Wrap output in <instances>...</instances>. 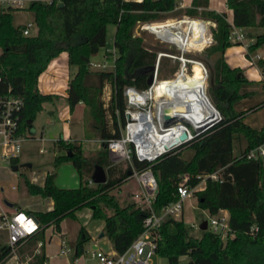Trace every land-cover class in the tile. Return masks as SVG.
I'll use <instances>...</instances> for the list:
<instances>
[{
	"label": "trees",
	"instance_id": "16d2710c",
	"mask_svg": "<svg viewBox=\"0 0 264 264\" xmlns=\"http://www.w3.org/2000/svg\"><path fill=\"white\" fill-rule=\"evenodd\" d=\"M59 2L64 5L58 7ZM208 2L192 0L184 14L209 19L216 24L212 29L214 43L205 51L209 57L215 56L210 62V93L221 118L200 135L194 131L195 136L184 144L194 150L189 159L182 157V145L152 162L140 161L133 155L131 164L126 162L125 169L110 164L107 141L120 135L118 121L121 125L125 123L124 89H147L149 72L145 69L153 66L156 59V52L142 43V37L134 36V30L139 23L170 17L176 0H31L27 9L33 13L37 26V33L31 36L23 35L24 25L13 24V12L17 9H0V94L11 84L13 93L21 97V131L26 132L32 127L29 121L42 110L44 102L55 97L39 91L38 78L53 58L66 51L69 64L76 66V73L68 81L66 90L70 111L78 103L84 104V124L89 118V127L101 145L96 157L91 159L84 155L80 141L62 138L55 141V148L63 150L64 154L56 157L54 164L71 162L80 179L77 187H58L53 181V172L46 174L42 185L25 179L27 191L31 195L50 198L53 207L48 211H28L39 221L41 228L22 242L19 246L21 254L32 253L36 243L44 240L47 228L52 226L60 232L61 221L74 218L76 211L85 206L91 209L92 218L104 221V231L114 251L125 252L143 231V222L150 210L135 202L123 204L112 191L131 178L133 169L150 168L157 180V193L151 204L153 212L160 214L165 205L177 200V187L183 176H188L187 183L192 187L204 179V187L194 192L197 206L209 215L226 210L232 234L223 241L217 233L207 229L196 238L189 234L182 219L164 217L157 230L156 254L166 258L168 264H178L183 255L188 257V264H264V165L261 159H248L244 155L264 144V125L260 128L250 126L244 121L249 110L235 112L233 109L234 102L257 93L252 89L255 84L264 89V57L255 62L263 74L258 83L248 81L240 68L229 67L223 54L226 48L235 45L229 39L232 25L224 12L207 10ZM226 4L232 11L235 27L263 29L248 35L252 40L245 57L250 59L252 54L264 49V0H227ZM111 23L116 27L114 68L93 70L90 58L105 45L107 25ZM200 71L184 72L168 84L166 90L177 91L184 81ZM192 83L183 95L198 90V84ZM106 84L112 88L108 107L104 106L102 98ZM108 113L112 119L111 127ZM238 134L244 136L246 146L240 154L234 155L233 141ZM96 164L104 168L107 179L104 183L89 185ZM219 169L218 180L207 176ZM89 239V234L81 227L75 257L84 253V243ZM9 252L8 245L0 247V264H5ZM45 259L43 248L41 253L33 255L30 264H43Z\"/></svg>",
	"mask_w": 264,
	"mask_h": 264
},
{
	"label": "rangeland",
	"instance_id": "374dc122",
	"mask_svg": "<svg viewBox=\"0 0 264 264\" xmlns=\"http://www.w3.org/2000/svg\"><path fill=\"white\" fill-rule=\"evenodd\" d=\"M1 8L2 6H0V9ZM223 9L224 10L222 11V13L226 11L225 7ZM169 15L170 17L167 18L180 17L182 15H185L184 9H178L175 11L173 10ZM12 21L15 26L21 24L24 25L27 22H34V16L33 13L27 8L17 9L13 12ZM115 29L116 27L114 24L111 23L107 25L105 45L101 46L98 52L92 55L90 58L91 62L93 63L104 64L105 70H112L114 68L115 53L113 51V41ZM262 31L263 29L261 30L259 28H254L252 34L255 35ZM198 34H196V30L193 31L192 35H190L187 41H185L184 38L182 39V41H179L180 36H175V41L181 47H185V45H188L190 47L195 40L199 39ZM134 36L142 37V43L147 48L156 52L155 62L158 55L162 53L159 61L158 78L165 80L158 82V89H163L165 86H168V84L170 85L174 80H176L177 77L175 79L172 78H174V73L178 69L180 61L173 58V56H179V50L174 46L168 47V45L166 44L159 43L152 33L137 26L134 30ZM192 38H194V40ZM213 43L214 40L211 34V39L208 44L200 49H191L185 53V57L192 58L194 60H197L198 62L200 61L205 67L206 72L203 67L201 68L198 65H188L189 73L197 70L201 71L198 74H193L190 80L184 81L181 87L177 91L173 92H177L178 94H180L183 100L191 99L193 100L194 104H197L193 97L194 90L189 95H183V92H185L186 88L189 85L193 84V81L195 82V84H198V86L206 84V94L212 105L217 109V107L212 102V95L210 93V85L212 79L210 62L215 58V56L213 55L209 57L207 52L205 51L206 48ZM257 52L261 55V57L264 56V53H262L261 51ZM63 54L66 55V67L64 69L60 67H50L48 64L39 76V81L37 83L39 90L43 92L46 85H51V83L55 84L57 90L59 91V97L53 101H46L43 103L42 110L39 111L33 119L32 127H30L26 131L27 137L21 142V151L18 156V161L16 160L17 162L12 164V166L18 165V170H12V166H7L2 160H0V212L6 211L9 213H14L19 210L18 205L24 203L33 204L40 210L46 209L48 205V201L46 200V198H42L38 195H31L27 191L25 184L26 178L28 180L36 178L37 180L42 181V179L48 172H53V181L55 185L63 188L76 187L78 186V183L80 181L77 171L71 162L65 161L58 165L54 164L55 158L64 154L63 150H58L57 148H55V141L59 138L64 139L66 130L68 128L72 129L74 134L76 133L79 136L82 135L83 106L79 105L76 108L74 107L73 111H70L68 102L64 97V92L67 87L68 81L73 78L76 73V66L69 65L66 51H62L54 59H58ZM223 56L227 63L230 64V66L233 65L236 66V68L240 67L241 69L246 68L249 70H255L254 66H251V68H249L250 63L245 58V51L242 47V44L229 46L224 51ZM198 62L195 63L199 64ZM257 68L260 69L258 66ZM91 69L99 70L100 68L91 66ZM180 75L183 74H179L178 77H180ZM60 84L63 85L61 86ZM252 89L257 91V93L254 96L234 102L233 109L235 112L249 110L245 114L244 121L254 128H260L264 125V104L262 103L264 102V89H262V87L258 84H255ZM111 97V85L106 84L103 88L102 97L105 107L109 106ZM221 106H223V104H221ZM107 119L108 125L111 127L112 119L109 113L107 115ZM83 125H85L84 132L86 138H91L92 140L81 139L82 148L86 156L94 159L98 154V151L101 149L100 140H96V135L91 131L89 127V118L85 119V124L83 121ZM118 127L119 129L121 128V124L119 121ZM205 129L206 127H202L197 130L191 128L192 134H194L195 131L198 133V135H200ZM245 146L246 140L244 136L242 134L236 135V138L233 141V154H240ZM181 148L182 157L185 159H189L194 153L193 148H191L188 144L182 146ZM108 160L111 165H114L121 169H125L127 166V163L125 161H115L109 155ZM24 163L31 164V168L21 167V165ZM204 185L205 181L202 179L199 182L198 189L202 188ZM138 191H140V186L138 185L136 180L131 177L122 184V187L114 189L112 192L121 203L128 204L135 202L136 205H138L137 200L134 198V193ZM127 193L130 194V196H127ZM6 201L13 203L14 205L8 206L5 203ZM89 211H91V209L85 206L76 211L74 218H64L60 223L61 232L65 234V239L68 247L73 248L77 242L79 229L83 227L87 230H91L92 240L89 239L86 243H84L85 251L81 256L78 257V259L82 264H98L97 258L93 257L91 254V246L95 243L98 246V249L104 252H110L113 250V248L111 240L106 234L102 237H99V234L103 231V221L101 219L92 218L91 214H89ZM224 214L227 215L226 212ZM208 216L209 214L206 210H203L197 206V197L193 194L192 196L184 200L183 214L181 217H179V219L183 220L191 236L200 238L203 230L199 228V225L203 220L207 219ZM50 234H52V238L45 244L46 253L53 252L56 247L55 243L57 241V238L60 237L61 233L56 231L52 232V229L48 228L46 230V238L49 237ZM7 243L8 232L2 229L0 230V247L3 245H7ZM70 258L71 257H69L68 260L71 262L72 258ZM151 258L154 264H168L166 258H163L158 254L153 255ZM56 261V264L66 263L65 259H58ZM10 263L11 261H8L7 264ZM178 264H188V257L186 255L181 256L179 258Z\"/></svg>",
	"mask_w": 264,
	"mask_h": 264
},
{
	"label": "built area",
	"instance_id": "2783aa9c",
	"mask_svg": "<svg viewBox=\"0 0 264 264\" xmlns=\"http://www.w3.org/2000/svg\"><path fill=\"white\" fill-rule=\"evenodd\" d=\"M30 1L31 0H0V6H2V8L25 9ZM45 1L50 2L52 0ZM176 8L175 5L174 9ZM199 21H201L197 25L199 30H205L207 39L204 43L205 46L210 42L212 29L216 25L214 21L209 19L182 15L180 17L144 22L137 25V27L152 33L159 43L166 44L168 47L174 46L179 50L180 55L173 56V58L178 59L180 65L175 71L174 78L172 79H175L179 73L183 74V72H187V65H192L193 62L197 61L185 57V53L194 48L189 47L188 45L181 47L175 41V36H183L185 41H187L190 35H192V29L195 26L194 22ZM203 22L206 24H203ZM230 24L232 25L229 35L230 41L234 44H245L247 52V46L250 42H246L245 34L240 28L235 27L232 23ZM36 33L37 26L35 22H27L24 24L23 35L31 36ZM113 51L116 58L117 52L115 48ZM161 56L162 53L158 55L157 60L153 65V83L151 86L145 90H137L133 87H126L124 89L123 94L126 102L124 111L125 123L124 125H121L120 135L118 137L110 138L106 145L108 155L115 161H125L131 164L134 155L140 161L152 162L164 153L171 152L191 140L189 139L186 142L177 140L182 132H186L189 138H192L193 136L191 128H195V126L182 119L167 121L164 118V110L170 108V105H168L170 103H166L164 97L160 101L152 94L154 86L158 82L165 80L158 78L159 61ZM260 57V54L255 53L252 54L248 60L251 64H255ZM201 65L206 72L202 63ZM91 66L100 68L99 70H105L104 64L90 62V67ZM22 105L23 101L21 97L14 94L13 86L8 84L5 92L0 94V160H2L7 166H12L14 161L17 160L21 151V142L27 137L26 132L21 131L19 121V111L21 110ZM171 113L174 114V111L172 110ZM215 118L218 120L221 118V114L218 110ZM154 134L161 136L171 134L170 136L173 138L171 143L177 141L175 145L168 150L161 151L156 156L150 158L147 155L152 148L150 140L151 136ZM244 155L248 159H261L264 165V144L250 149ZM220 170L221 169L207 176L212 180H218ZM131 177H133L140 186V191L134 193V198L137 200L138 205L141 208L149 209L150 214L144 219L143 231L137 236L125 252L110 253L98 249L94 250L92 256L97 258L98 264H154L151 257L156 254L157 230L163 218L172 217L176 220H180L179 217L183 214L184 200L192 196L194 192L198 190L199 185L197 184L194 187L188 185V176H183L177 187V200L169 202L164 206L160 214H156L152 211L151 204L156 194L157 180L151 169H133ZM88 184L93 185L95 183L90 178ZM207 219L208 229L217 233L223 241L232 236L228 224V215L219 211L215 215H209ZM40 228L39 221L32 214L20 210H17L14 213L6 211L1 212L0 230L3 229L8 232L7 245L10 248V252L4 259V263L7 264L8 261H11L10 264H30L33 255L41 253L45 246V239L39 240L36 243L32 253L25 252L21 254L19 252V246L27 237L33 236L37 233ZM71 252H75V249L68 247L66 240L61 238L58 255L63 256ZM43 264H48L47 256Z\"/></svg>",
	"mask_w": 264,
	"mask_h": 264
},
{
	"label": "crops",
	"instance_id": "0c3cea01",
	"mask_svg": "<svg viewBox=\"0 0 264 264\" xmlns=\"http://www.w3.org/2000/svg\"><path fill=\"white\" fill-rule=\"evenodd\" d=\"M191 1L192 0H176V9H174V11L175 10H178V9H186V8H189L190 6H191ZM226 1L227 0H209V2H208V6L206 7V9L207 10H209V11H215V12H217V13H222V11L224 10L223 8L225 7L226 8V11L224 12L225 13V15H226V20L229 22V23H232V11H231V9H229L228 7H227V4H226ZM225 5V6H224ZM199 10H200V8H199ZM21 25H23V24H21ZM195 25V24H194ZM254 28H256V27H253V28H240L241 29V31L245 34V37H246V42H250L251 40H252V38H250L248 35L249 34H251V35H253L252 34V31H253V29ZM259 29H261L262 30V28H259ZM196 30V34H198L199 35V39H200V37L201 36H203L205 39H206V36H205V30H203V34H202V30H199V28H198V26H194V29H193V31H195ZM192 31V32H193ZM184 37L183 36H181V37H179V41H182V39H183ZM181 39V40H180ZM193 40H194V38H192ZM193 40H192V42H193ZM196 41H198V39L197 40H195L193 43L195 44V42ZM192 43V44H193ZM191 44V45H192ZM204 46V45H203ZM242 47L244 48V51H245V54H246V47H245V44H242ZM202 48V47H201ZM198 49H200V48H198ZM226 50V49H225ZM262 53H264V49H262V50H260ZM66 54H67V52H66ZM261 56V55H260ZM262 57H264V56H262ZM246 58V57H245ZM67 60H68V55H67ZM246 60L247 61H249L247 58H246ZM225 62L227 63V61L225 60ZM69 63V62H68ZM250 63V62H249ZM70 65V64H69ZM227 65L229 66V67H231V68H236V66H233V65H231L230 66V64L229 63H227ZM49 66L51 67H60V68H65L66 67V55L65 54H63V55H61L58 59H52L50 62H49ZM251 66H254V68H255V70L253 69H246V68H244V69H241L240 67H237V68H240L241 69V72L243 73V75L246 77V79L248 80V81H251V82H254V83H258V82H260L261 80H262V78H263V74H262V72H261V70L260 69H258L257 68V65H255V64H251L250 63V67L249 68H251ZM57 80V79H56ZM38 81H39V78H38ZM61 86L63 85V84H60ZM51 86V87H50ZM58 88H59V86H58ZM39 89V88H38ZM66 90H67V87H66V89H65V92H64V97L66 98ZM41 93H43V94H53V95H55V97L53 98V100H55V99H57L58 97H59V91L57 90V88H56V86H55V84H52L51 83V85H46L45 86V90L42 92L41 90H39ZM52 100V101H53ZM79 105H82L83 107V110H82V135L81 136H79L78 134H74L73 133V130L72 129H70V128H68L67 130H66V135H65V137H64V140L66 141V140H78V141H80V143H81V139H88V140H92L91 138H86V136H85V132H84V125H83V113H84V104L82 103V102H80V103H78L76 106H75V108L77 107V106H79ZM33 122V121H32ZM98 138H96V140H97ZM55 140V139H54ZM81 145H82V143H81ZM83 149V148H82ZM83 153H84V151H83ZM85 155V154H84ZM86 156V155H85ZM88 157V156H87ZM17 161H18V158H17ZM16 161V162H17ZM26 168V167H25ZM27 168H31V167H27ZM46 176V175H45ZM45 176H44V178L42 179V181H40V180H37L36 178H33L32 180H29V181H31V182H33V183H36V184H39V185H42L43 184V182H44V179H45ZM137 182V181H136ZM79 184V183H78ZM77 187V186H76ZM122 187V186H121ZM204 187V186H203ZM202 187V188H203ZM202 188H200V189H202ZM139 192V191H138ZM39 196V195H38ZM127 196H130V194H128L127 193ZM41 197V196H40ZM42 198H46V197H42ZM46 200L48 201V205H47V207H46V209H44V210H40L39 208H37L35 205H33V204H27V203H24V204H21V205H18V209L20 210V211H24V212H26V213H28V211H48V210H50V209H52V207H53V201L50 199V198H46ZM10 203V202H9ZM14 204L13 203H11V206H13ZM222 213H225L226 212V214L228 215V212L226 211V210H220ZM1 212H3V211H1ZM0 212V213H1ZM30 214V213H29ZM89 214H91V211H89ZM92 217V216H91ZM103 221V220H102ZM103 224H105L104 223V221H103ZM49 228H51L52 229V232H55V230L53 229V227L51 226V227H49ZM48 229V228H47ZM46 229V230H47ZM85 229V228H84ZM46 230H45V233H44V239H45V244H46V242H48V241H50L51 240V238H52V234H50L49 235V237H47L46 238ZM86 231H87V233L89 234V236H90V239L92 240V233H91V230H87V229H85ZM59 233H61L60 234V237H58L57 238V241H56V247H55V249L53 250V252L52 253H49V252H47L46 253V250H45V246H44V252H45V255L47 256V258H48V264H56L57 263V261L56 260H58V259H65L66 260V263H61V264H82V263H80L79 262V259H78V257H75V254H74V252H71V253H69V254H67V255H63V256H59L58 255V251H59V243H60V240H61V238H64L65 239V234H63L62 232H61V226H60V232ZM101 233H103L102 235H101ZM100 234H99V237H102V236H104L105 235V231H104V227H103V231L101 232ZM66 240V239H65ZM74 249H75V246L73 247ZM113 248V247H112ZM96 249H98V246L94 243L92 246H91V254H92V252L94 251V250H96ZM99 250V249H98ZM110 253H116L115 251H114V249L112 250V251H110ZM68 257V258H67ZM69 257H71L70 259H71V262L68 260L69 259ZM56 261V262H55Z\"/></svg>",
	"mask_w": 264,
	"mask_h": 264
},
{
	"label": "bare ground",
	"instance_id": "6f19581e",
	"mask_svg": "<svg viewBox=\"0 0 264 264\" xmlns=\"http://www.w3.org/2000/svg\"><path fill=\"white\" fill-rule=\"evenodd\" d=\"M199 22H194V24L197 26ZM203 24H206L203 22ZM194 29V27H193ZM192 29V31H193ZM206 42V39L201 36L198 41L193 43L190 47L194 49H198L203 47L204 43ZM198 62V61H195ZM195 62L192 63V65H198L202 68V65L200 62L199 64H196ZM189 73V67L187 65V72ZM180 74V73H179ZM178 74V75H179ZM159 83H157L154 86V91L152 94L154 97L159 99L160 101L162 98H165L166 103H170L169 109L173 110L174 113L177 115V117L183 118V120H186L187 122L193 124L195 127H200L205 122L210 121L213 119L215 115H217V111L215 107L210 102L207 94H206V87L207 85H200L198 90L193 92V97L197 104H194L193 100L191 99H185L183 100L177 92H173L171 90L158 89ZM164 101V100H163ZM193 102V103H192ZM157 133V132H156ZM158 134V133H157ZM171 134H167L165 136L161 135H152L150 144L152 146L151 150L149 151L148 157L152 158L156 156L161 151L168 150L170 148V144L173 141V138L170 136Z\"/></svg>",
	"mask_w": 264,
	"mask_h": 264
},
{
	"label": "water",
	"instance_id": "95a60500",
	"mask_svg": "<svg viewBox=\"0 0 264 264\" xmlns=\"http://www.w3.org/2000/svg\"><path fill=\"white\" fill-rule=\"evenodd\" d=\"M63 5H64L63 2H59V3H57V6H58V7H61V6H63ZM153 69H154V66H150V67H148L147 69H145L146 72H149V77H148V79H147L148 87L151 86L152 83H153ZM215 109H216V108H215ZM216 111H217V109H216ZM171 112H172V110H170V109H165V110H164V118H165L167 121L177 120V119H182V120H183V118H181V117H177V115H176L175 113L173 114V113H171ZM185 121H186V120H185ZM217 121H218V119H216L215 116H214L213 119H211L210 121L205 122V123H204L203 125H201L200 127H195L194 129L197 130V129H200V128H202V127H206V128H207V127L211 126L212 124H214V123L217 122ZM29 124H32V120L29 121ZM197 134H198V133H197ZM194 136H195V135L193 134L192 138H193ZM192 138H189L186 132H182V133L179 135V137L177 138V140H180V141L186 142V141H188L189 139H192ZM177 140H176V141H177ZM176 141L173 142V143H171V144H170V145H171L170 147L174 146L175 143H176ZM21 167H31V164H29V163H24V164L21 165ZM11 168H12V170L15 171V170H18L19 166H18V165H14V166H12ZM128 174H130V171H128ZM91 179H92V181H93L95 184H101V183L106 182L107 176H106V172H105L104 168H103L102 166L96 164L95 167H94V171H93V173H92V175H91ZM155 193H157V190H156ZM5 203H6V205L11 206V203H9V202L6 201ZM199 228H200L201 230H203V231L207 230V229H208V219L203 220V221L200 223ZM102 234H103V233H101V235H102Z\"/></svg>",
	"mask_w": 264,
	"mask_h": 264
}]
</instances>
